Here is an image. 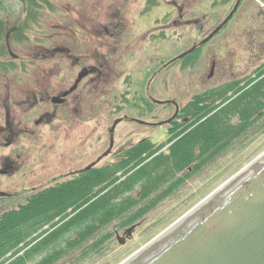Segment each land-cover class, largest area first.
I'll use <instances>...</instances> for the list:
<instances>
[{"label":"rangeland","instance_id":"rangeland-1","mask_svg":"<svg viewBox=\"0 0 264 264\" xmlns=\"http://www.w3.org/2000/svg\"><path fill=\"white\" fill-rule=\"evenodd\" d=\"M111 1L47 0L44 4H39L38 9L33 8L28 13V7L25 9L22 1L6 0L9 14L6 15L5 21L8 22L9 29L14 28V26L19 27L10 37L13 55L7 49L8 51L4 56H0V60L9 62V69H0V125H4L6 107L11 106L12 98L22 97L23 93L28 94V91H39L42 87L52 89L57 85L59 80L57 66L60 61L57 58H41L40 50L53 49L61 42H68L70 27H73L76 33H80L81 37L86 39L89 32H95L92 30L90 23L94 25V22H98L95 20H105L106 17L112 16L116 12L113 8H117L118 5L119 8H124V16L136 17L143 2V0H115L116 5L114 6L113 1ZM175 1L180 5L183 4L182 0ZM206 2L207 0L185 1V19L193 21L188 25L185 24V45H182L178 40L180 45L177 46V34L180 35L183 28L179 26V28L174 29L173 46H167V49L170 50L169 56L165 58L158 55V61L160 58L168 61L177 56L182 50H189L194 43H200L203 38L208 36L210 31L225 20L231 10V8H207V6H204ZM246 8H248V5L243 4L239 12L234 15L233 20H229L218 34L204 43L197 52H194L187 59V62H192L190 67L186 66L187 62H185V74L181 68V60H177L170 67L158 72L153 78L152 89L150 90L146 88L150 73H145L142 69L149 65L145 61V55H143L144 48L142 49V46H140V52L135 49L124 51L116 64L125 66L126 81H130L132 85V87L125 85L126 96L129 97L126 99L125 106H122L119 113L114 114L112 109L117 99H113L107 102L108 107H106L107 109L103 114L99 111V114H95L90 120H87L89 124L84 126L80 124L82 123L80 120L84 121V118L77 119L78 121L75 120L77 134H74L69 142H62L51 132L54 124L35 126L34 121L41 111L23 117L27 119L29 126L35 129L36 133L20 135L11 147L6 146V136L0 133V169L3 168L5 157L9 155L10 151H14L15 156L17 155L14 159L18 166L15 173L0 174V192L11 194L0 196V216L6 211L19 209L27 202V199L29 200L40 190L46 191V189L52 187L57 190L61 188L60 184L55 183L57 178L63 177L64 174L68 175L70 171L83 168L108 148L111 133L109 129L115 128L114 123L116 121L119 123H117L116 128L119 133L120 131L123 133V140L119 142L126 149L131 146L128 149L133 150V147L142 142L149 144L164 143L166 145L169 143L166 141L170 138L169 132H171L175 134L174 139L176 136H182L176 143L179 144L177 156L185 158L186 133L199 123L204 122L207 117H210L211 111L215 112L224 105L221 98H214L216 92H221L228 87L226 96L234 97L243 85L264 78V20L256 19L263 7L259 3H255L251 9L253 11L252 16L248 20H236ZM172 16L174 19L177 18L178 11L176 9H173ZM202 17H206L207 20H201L202 23L199 25L195 24L197 22L195 19ZM18 18H21L20 25L16 24ZM86 23H88L89 28L83 31L82 26ZM94 26L97 28L96 25ZM217 45L219 51L216 53L212 51L209 55L208 52ZM132 51H135V53ZM116 57H112L111 60L116 61ZM212 59H215L217 67L215 73L208 76ZM194 62L196 63L193 66ZM132 65H135V67L132 68ZM139 69L142 72H139ZM138 81L142 84L136 85ZM234 85H238L239 90L233 89ZM134 87H136V90ZM115 92H117V89L111 90V97L114 96ZM146 96L150 97V100L142 99ZM173 99L177 102H174ZM172 102L177 107L185 105V116L191 114L189 125H185L182 129H176L175 123L177 121H173L172 114L175 107L171 104ZM92 104L95 109L101 108V105L97 106L96 101ZM214 104L219 106L215 108ZM213 106L215 109L211 110ZM196 111H198V114H195ZM123 113L129 114V118L138 117L141 120H117L116 118L123 116ZM201 115L203 118L198 119ZM172 125L173 127H171ZM86 126L90 130L83 131ZM263 127L264 118L259 120L254 129H249L247 133L238 137L228 148L215 155L209 163L198 166V162H193L186 168L184 164L174 179L165 183L164 187L160 186L154 189L145 198L140 196V187L135 188L133 194L139 201L137 207L147 206L160 193L166 192V196L144 216L131 220L124 228L119 226L120 220L107 227L105 231H111L112 237L100 251L91 252L80 262H74L75 260L72 257L75 254L80 253L88 246H92L98 239V237H95V239L94 235L90 233L87 234L86 240L84 239V245L81 249L56 264L122 263L262 154L264 152ZM252 130H256V132ZM85 132H90V134L85 135ZM206 133L208 137H213L208 129ZM204 136L207 137L206 134ZM118 149H115V151ZM171 150L175 149L171 148ZM68 152L70 153L68 154ZM167 152L168 150L164 154H168ZM154 155L155 153L150 157L145 156V154L142 156L150 160ZM128 157L129 155L127 159ZM112 159L113 157H109V159L104 160L103 164L112 161ZM103 173L95 174L96 177L93 176L94 179L90 183L87 180L77 183L89 184V187H93L92 189H94L93 184L96 182L101 183L103 186L106 184L103 180ZM124 178V175L120 179L118 178L114 185L123 181ZM75 184L71 190L73 196H75L77 186ZM99 189L100 187H97L95 190ZM103 191L105 190L100 191V196L103 195ZM75 199L76 197L65 205L67 212L63 213L65 215L63 218L56 219L59 222L57 226L69 221L71 216L79 215V213L83 214L87 209L86 205L93 202V200H89L84 206L76 209L72 208V205L70 206ZM137 211V208H131L124 215H134ZM84 214L92 216L89 210ZM128 229H130L129 234Z\"/></svg>","mask_w":264,"mask_h":264},{"label":"flooded vegetation","instance_id":"flooded-vegetation-1","mask_svg":"<svg viewBox=\"0 0 264 264\" xmlns=\"http://www.w3.org/2000/svg\"><path fill=\"white\" fill-rule=\"evenodd\" d=\"M112 1L111 2L115 6V0ZM185 1L186 0H182L183 4L180 5L175 0H143L141 9L137 12V16L133 18L124 16V8L121 9L118 5L117 8H113L116 12L112 16L106 17L105 20H95L98 21L94 22L97 28L90 23L92 30L95 32H89L86 39L82 38L80 33H76L73 27H70V34L67 38L69 39L68 42H61L53 49L40 50L41 58H57L60 61L57 66V77L59 80L55 88L49 89L48 87H42L39 91H28V94L25 92L22 97L12 98L10 102L11 106L6 107L4 125H0V133L6 136L7 142H10L7 147H11L20 135H31L36 133L35 129L29 126L27 119L23 117L38 111L41 112L34 121L35 126L38 127L43 124L50 126L54 124L53 131L51 132L57 136L59 140H62V142H69L71 137L77 134L75 120L78 121L77 119L80 120L84 118V121L80 120L82 122L80 124L82 126L89 124L87 120H90L95 114H99V111L103 114L107 109L106 107H108L107 102L110 100L117 99L112 112L114 114L119 113L122 110V106H125L126 99L129 98L126 96L125 85L132 87L131 82L126 81L125 73L127 72L125 66L116 64L121 54H124V51L135 49L137 52H140V46H142V49L144 48L143 55H145V61H147L149 65H146L142 69L145 73H150V77L146 82L147 90L152 89L151 83L158 72H162L165 68L170 67L171 64L177 60H181V68L185 74V62H187V59L203 45H199L192 53L186 56L184 49L177 56L172 57L168 61H164L161 58L159 61L157 60L158 55H162L165 58L169 56L170 50L167 49V46H173V38L175 37L174 29L179 28V26L183 28L180 34L181 36L177 34V41L180 40L181 44L185 45V24L188 25L193 22L192 20L185 19ZM237 2L238 0H207L204 6L212 9L231 8V12ZM255 3H259V5L263 7V10L258 14L256 19L264 20V0H240L234 15L239 12L243 4L248 5V8H246L245 11L243 10L244 12L242 11L243 13L240 14L236 20H248L249 17L252 16L253 11L251 9ZM24 5H26V3ZM173 9L178 11L176 19L172 16ZM234 15L230 20H233ZM20 20L21 18L16 19V24L20 25ZM195 20L197 21L195 24L199 25L202 23L201 20L207 19L206 17H202ZM18 27L19 26H14L15 30H13L12 33L16 31ZM14 28L9 29L8 22H6V34L9 30ZM88 28V23L82 26L83 31ZM211 32L212 31H210V33ZM89 41H91V43H89ZM180 42L178 41L177 46L180 45ZM198 44L194 43L191 48ZM212 51L213 53L218 52V45L213 47L208 54L210 55ZM132 52L135 53V51ZM181 54H184L183 57L178 58ZM112 57H116L117 60H111ZM137 60L139 61L140 59ZM191 62L192 61H188L186 66L190 67ZM195 63L196 62L193 63V66ZM134 67L135 65H132V68ZM216 67L217 63L215 59H212L208 76H212L215 73ZM139 72H142V70L139 69ZM82 73L84 75L80 77ZM252 83L253 82H251V84ZM141 84L142 82L138 81L136 85ZM112 86L114 87L113 89H117L113 97H111V90L113 91L111 88ZM248 86L249 85L245 84L240 87V90H244ZM134 88L136 90V87ZM238 88V85L233 86V89ZM97 99H99V101H97ZM142 99L150 100V97L146 96L142 97ZM174 100L175 99H173V101ZM94 101H96L98 107L101 105V108L95 109L92 104ZM174 102L177 101L175 100ZM171 104L175 107L172 117L173 121H177L175 123V126H177L176 129H182L185 125H189L188 123L191 121V116H185V105L177 107L175 103L172 102ZM94 110L96 111L94 112ZM128 115L129 114H124L116 119L123 121L127 119L134 121L141 120L138 117L129 118ZM117 126H115L114 129H109L111 133L108 148L102 152V154L97 156L95 160L83 168L70 171L68 175L64 174L63 177L57 178L55 183L57 185L60 184L61 187L68 183H77L83 180H87L90 183L94 179V174L100 173L99 171H106L108 178L105 177L103 179L105 183L110 181L113 177H118L120 179L121 176L125 175V167L127 166V156L125 154L131 146H129L127 150L116 138L119 134V130L116 128ZM171 127H173V125ZM86 130L90 129L86 126V129H83V131ZM87 132H85V135L90 134V132ZM120 133L122 132L120 131ZM122 137L123 135L119 138L120 141L123 140ZM169 137L170 138L166 141L169 143L166 145H164V143H151L153 144V149L156 150L154 157L165 153L166 150H168L167 153L170 154L171 148L182 138V136H176L174 139L175 134L171 132H169ZM65 147L67 146L65 145ZM117 148L119 149L115 151ZM68 150L71 152L69 148ZM70 152H68V154ZM14 157H17L14 151H10L9 155L5 157V164L2 168L5 170L4 174H12L18 170ZM109 157H113L112 161L103 164L104 160L109 159ZM29 200L27 199L25 204H27Z\"/></svg>","mask_w":264,"mask_h":264},{"label":"trees","instance_id":"trees-1","mask_svg":"<svg viewBox=\"0 0 264 264\" xmlns=\"http://www.w3.org/2000/svg\"><path fill=\"white\" fill-rule=\"evenodd\" d=\"M45 2L47 0H25L27 12L29 13L33 8L38 9L39 4ZM8 14L9 7L6 0H0L1 57L8 51L5 44V20ZM0 69H9V62L0 60ZM247 85L249 86L246 89L240 90L234 97L226 96L228 87L216 92L214 98H221L224 105L215 112L211 111L210 117L186 133L185 158L177 156L179 144H176L173 147L174 152L171 150L170 154L162 153L148 160L142 155L150 157L156 153V150L153 149V144L142 142L125 154L129 157L126 159L127 166L123 181L114 185L118 177H113L103 186L101 183H94L95 187L92 189L89 184L82 183L83 180L81 183H76L75 196L71 191L74 183H68L58 190L55 187L48 188L46 191L34 194L29 202L19 209L4 212L0 216V264H56L81 249L84 239L86 240L87 234L90 233L98 239L92 246L75 254L72 257L74 262H80L91 252L100 251L112 237L111 231H105L107 227L120 220L119 226L124 228L131 220L144 216L166 196V192L160 193L147 206L137 207L139 201L133 194L135 188L140 187V196L145 198L154 189L164 187L165 183L174 179L184 164L185 168L193 162H198V166L206 165L238 137L247 133L249 129H254L259 120L264 118V78ZM214 105L215 108L219 106ZM215 108L213 106L211 110ZM195 114H198V111ZM201 118L202 115L198 119ZM205 127L213 137L207 136ZM262 129L264 130V127ZM205 134L207 137L204 136ZM103 174L104 178H108L106 171ZM97 187L100 189L95 190ZM103 189L105 191L100 196L99 193ZM74 197L76 199L70 206L76 209L93 200L86 205L85 210V212L89 210L92 216L85 215V212L79 213L71 216L66 223L57 226L59 222L56 219L65 216L63 215L67 212L65 205ZM131 208H137V213L125 216L124 213Z\"/></svg>","mask_w":264,"mask_h":264},{"label":"water","instance_id":"water-1","mask_svg":"<svg viewBox=\"0 0 264 264\" xmlns=\"http://www.w3.org/2000/svg\"><path fill=\"white\" fill-rule=\"evenodd\" d=\"M239 2L208 36L185 51V56L219 32ZM13 30L6 34L12 55ZM4 173L0 169V174ZM7 195L0 192V196ZM120 264H264V152Z\"/></svg>","mask_w":264,"mask_h":264},{"label":"bare ground","instance_id":"bare-ground-1","mask_svg":"<svg viewBox=\"0 0 264 264\" xmlns=\"http://www.w3.org/2000/svg\"><path fill=\"white\" fill-rule=\"evenodd\" d=\"M121 135H123V133H119V134L117 135V137H116L119 141H120L119 138L121 137Z\"/></svg>","mask_w":264,"mask_h":264}]
</instances>
